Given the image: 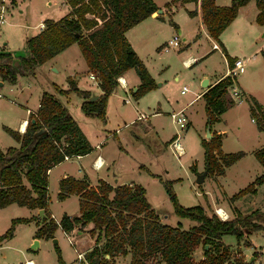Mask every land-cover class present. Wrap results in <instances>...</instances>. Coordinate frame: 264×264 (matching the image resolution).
I'll return each instance as SVG.
<instances>
[{"label": "trees", "instance_id": "16d2710c", "mask_svg": "<svg viewBox=\"0 0 264 264\" xmlns=\"http://www.w3.org/2000/svg\"><path fill=\"white\" fill-rule=\"evenodd\" d=\"M197 0H172L166 3ZM204 23L209 34L219 40L222 30L236 17L240 6L249 0H231L229 5H217L215 0H200ZM258 8L256 22L264 25V0H255ZM71 10L59 19H46L45 28L26 39L22 51L0 49V78L14 84L21 75L34 74L41 65L73 43H77L90 72L98 76L101 94L94 100L89 90L77 87L73 79L70 89L55 85L61 94L71 91L82 97L81 109L85 115L106 119L109 96L119 86L118 77L135 68L141 83L133 92L139 98L156 87V81L127 39L126 32L159 9L154 0H69ZM194 11H189L193 15ZM92 14L95 17H88ZM101 23H99V20ZM175 26L176 23L172 22ZM85 30L86 34H82ZM264 57V51H263ZM230 66L235 59L227 55ZM233 83L226 75L204 93L207 124L211 125L233 102L226 95ZM247 97V96H246ZM249 99L250 113L259 130L264 129V105L253 95ZM19 145L0 147V207L12 203L29 209H44V216L16 217L9 228L0 235V243L11 238L15 226L36 220V237H55L61 227L68 235L73 231L88 230L94 245L85 252L87 264H116L117 255L131 254L130 264H149L158 255L164 264H252L253 260L233 257L221 241L224 234H234L238 241H247L248 235L264 230V211L259 208L248 213L233 207L234 216L221 219L207 204L184 206L177 198L173 179L163 180L164 188L173 204L174 212L181 218L196 223L183 228L181 223H163L150 203L146 189L138 183L112 185L100 179L91 186L86 178L66 176L59 181V198L69 194L80 195V214L61 216L60 225L49 210V170L65 160V156L88 154L93 146L69 109L51 92L43 91L39 106L31 112L24 132L4 126ZM221 135L214 133L202 138L205 170L212 175H222L225 169L243 156V152H224ZM264 169V144L254 151ZM264 182V172L245 188L233 194L236 199ZM203 245L205 256L199 261L192 257L194 249ZM59 262L60 248L56 245ZM255 258V255H253ZM253 258V259H254Z\"/></svg>", "mask_w": 264, "mask_h": 264}, {"label": "rangeland", "instance_id": "374dc122", "mask_svg": "<svg viewBox=\"0 0 264 264\" xmlns=\"http://www.w3.org/2000/svg\"><path fill=\"white\" fill-rule=\"evenodd\" d=\"M49 5L45 4V0H16V3L11 6V14H7L6 21L0 26V43L8 41L6 47L10 51H17L19 46L23 44L24 34L27 37L33 35V32H37L39 28H34L37 22L40 20H46V18H60L67 13V6L64 4V0H49ZM157 2V0H155ZM161 2V0H158ZM92 18L95 15L87 14ZM163 20L169 23L170 16L164 15ZM99 23H101V20ZM157 24V20H155ZM28 25L25 28L24 25ZM82 34H86L83 30ZM183 42V40H182ZM2 48V46H1ZM173 52L171 50L169 53ZM168 54V53H167ZM150 66L155 74L157 71V55L149 60ZM216 67L222 65L221 60L215 58L214 63ZM197 66L192 68H178L179 83L174 89L175 97L180 100L179 92L177 91L181 83H185L189 80L190 75ZM246 72L240 74L243 79H250L254 85L258 83V79L253 80L251 72V65H246ZM48 75V76H47ZM62 74L47 72L39 65L36 67L34 74L21 75L18 82L20 90L9 91V85H0V147L5 149L8 146L18 145V142L4 129V126H9L14 129V125L18 123L20 117L25 115L26 106L35 108L39 101L43 90H49V78L51 77L55 82H63L64 86L71 88V83L68 81H62ZM174 75V74H173ZM170 75L169 78L173 77ZM81 77V83L89 88H94V84L98 83L96 78L90 76L89 73H80L77 78ZM50 78V79H51ZM93 82V86L90 85ZM158 83V82H157ZM257 84V88L259 87ZM120 85V83H119ZM189 86V84H186ZM261 87V85H260ZM55 89V85H54ZM253 95L257 100L258 96L264 99V88L253 89ZM57 93V89H55ZM71 95L67 97L69 100H65L64 97H58L54 95L64 103L67 101L71 107V114L73 117L82 124L83 128L93 138L92 131L102 125H105L103 121L98 117H89L82 113L80 103L82 97L75 91H71ZM52 93V92H51ZM120 95L115 97L114 102H111L112 109L118 104L120 109H130L136 102L133 92L120 91ZM129 96L130 102L123 100L124 96ZM251 94L248 93L247 97ZM98 96V95H97ZM122 97V98H121ZM243 97L246 101L238 103L233 109H226L221 120L215 121L218 127L225 128L226 134L223 135L222 149L225 152H243V156L235 163L226 168L224 175H212L207 173L202 183L198 184L196 179L198 174L205 171L204 162V148L201 144V136L207 137L206 129H201L202 118L201 115L195 114V121L188 127H179L171 117L163 116L164 131L154 138L153 135L147 131L145 125L135 123L130 127L124 129L127 136V143L125 145L128 150V154L114 156L117 165L118 177L121 182H138L145 186L147 190V196L155 211L159 214L160 219H163L164 223L177 225L181 222L183 228H190L196 222L187 218L179 217L173 208V204L164 188L163 180L173 179V188L177 195L179 202L187 207L193 205H203L207 207V200L215 203L216 198H224V203H230L233 206H237L241 211L248 213L254 209L259 208L264 211V186L257 191L256 195L253 192H248L236 199H231L232 195L240 191L241 189L252 183L257 176L264 172L262 165L259 163L254 155V151L261 147L264 143V134L259 133V129L255 122V119L250 113L249 99ZM66 98V97H65ZM10 99H14L11 102ZM238 101V99H237ZM115 104V106H114ZM65 106V105H64ZM196 110V109H194ZM225 110V111H226ZM73 112V113H72ZM82 113V118H86L89 122L81 120V117L77 113ZM226 119V121H225ZM220 122V123H219ZM137 126L142 127L144 133L140 138H136L132 129ZM114 125H106L107 129L113 128ZM16 129V128H15ZM142 131V132H143ZM172 133L178 134V139L185 149V154L177 155L174 148L166 146L163 139L170 136ZM261 135V136H260ZM260 136V137H259ZM111 141L116 143V138H111ZM113 149V146H110ZM80 166V162L77 160H71L63 164L52 167L49 171V193L53 197L58 187V175L63 170H69L75 172L77 167ZM150 170V171H149ZM150 172L157 174L152 175ZM257 187V186H256ZM226 194V196H225ZM243 197V198H242ZM73 199V198H71ZM68 212H73L74 208H78V202L73 200H67L65 203ZM60 204L56 205V210L61 213ZM212 208V207H211ZM215 211V208H212ZM60 210V211H59ZM76 210V209H75ZM27 208L18 204H10L6 207H0V234L5 232L13 217L22 216L27 214ZM264 224V222H263ZM34 224L21 225L14 235L11 241H3L0 244V264H13L23 263L26 258H33L37 260L36 264H76L77 254L75 248L79 250L88 249L93 244V238L89 234L88 229L92 227V223H88L82 230L81 234L73 231L72 234L66 235L61 230L58 231L57 236L46 239L42 237L41 245L33 249L30 243ZM57 239L55 243L53 240ZM73 241L74 245L70 243ZM223 240L227 244V247L233 257L241 258L242 260H249L252 255H255L252 264H264V230H260L248 235V241L241 239L238 241L234 234H224ZM10 244V246H9ZM56 245L60 248V252L65 259V263L59 262L58 254L56 251ZM239 252H242L239 256ZM205 256L203 245L195 247L192 257L195 261H199ZM123 261L130 264L131 255H122L118 258L115 257V263L121 264ZM149 264H162L160 257L154 255L148 260ZM224 264H230L225 262Z\"/></svg>", "mask_w": 264, "mask_h": 264}, {"label": "crops", "instance_id": "0c3cea01", "mask_svg": "<svg viewBox=\"0 0 264 264\" xmlns=\"http://www.w3.org/2000/svg\"><path fill=\"white\" fill-rule=\"evenodd\" d=\"M170 1L172 0H161V2H159L158 0L156 2L154 0L157 6L161 8L163 11L161 13H158L157 15L151 14L150 16H148L147 18H145L135 26L131 27L126 32L127 39L129 40L132 47L135 49L139 57L146 65L152 77L155 79L156 87L149 90L139 98H135L136 102L132 105L130 109H120L118 104L116 106L114 104L115 108L112 109L111 102L112 101L114 102L115 97L120 95L119 94L120 91H124L126 93L135 91L134 89L135 88L137 89L138 85L141 83L140 77L137 74L135 68H130L121 75L122 79L125 80L126 87L119 85L117 89L114 90L112 94L109 96L107 102L106 119L102 120L105 125H102L99 128L97 127L95 131H92L93 138L89 137V135L87 134V132L85 131L79 120L78 119L76 120L80 125V127L82 128V130L84 131V133L86 134L90 143L92 144L93 150L88 154L77 157H70L69 159L63 160L57 164L60 165L71 160H77L78 162H80V166H78L76 169V171H78V174L75 172H71L69 170H63L58 175V187L55 191V196L53 197L52 195H50V200H49V210L57 219H60L61 216L64 214H67L69 216H75L80 214L81 199L79 194L76 193L69 194L65 198L58 197V193L60 191L59 181L63 177L71 175L76 178H86L91 186H96L98 180L100 179H103L112 185L138 183L134 181L121 182L118 177L119 173L117 171V165L114 156L116 155L119 157L121 153L122 155L125 153L126 154L129 153L125 147L127 143V136L125 133H123L125 128L130 127L135 123H139L140 125H145V127H147V131L149 132H145L143 131L142 127L137 126L135 129H132L133 130L132 133H134V136L136 138L139 139L142 133L144 132L145 134L150 133L151 135L154 136V138H157V135L160 136V134L165 129L162 122L163 116H169L171 115L172 112L182 110L187 117V124L186 127L184 128H188L195 121L194 115L199 113L202 118L201 129L204 130L206 129L208 124H207V113H206V106H205V100L203 98V93L210 86L216 83L219 79L223 78L226 75H231L233 78V83L229 86L228 93L226 95L227 99L231 100L233 103L229 104L227 106V109H233L236 106H238V103L245 102L246 100L243 97H246L248 93L250 94V91L251 94L253 95L254 92L253 89L256 88L258 90V88L260 89L261 87L264 88V57L262 54L264 51V25H260L256 22L258 8L256 6L255 0H249L246 4L239 7L236 17L220 33L219 40L214 39L207 30L206 24L204 23L202 17L200 0L184 2V3L181 1H177L172 3L169 7H166L165 6L166 3ZM15 3L16 0H9L7 14H11V6ZM44 3L49 5L50 1L45 0ZM215 3L220 6L229 5L231 3V0H215ZM64 4L67 6V13H69L72 8L69 3V0H64ZM189 11H194L195 13L193 15H190ZM165 14H168L170 16L169 23H165L167 21L162 19L164 18ZM46 19H57V18H46ZM155 20H157V24ZM172 22H175L176 26ZM40 23L45 24V21L40 20L32 27L39 28ZM24 26L25 28H27L28 25L26 24ZM40 31L41 29L39 28L37 32H33V35L37 34ZM175 34H178L180 36L181 39L180 45L178 47L171 48L167 51L164 50L166 42L170 38H172ZM24 35L25 36L22 38L23 44L22 46L18 47L17 51H22L24 49L25 41L28 38L26 36L27 34ZM7 43L8 41L3 42V44L0 43V49L3 48L5 50H8V48H6L9 47L6 46ZM214 43L218 45L217 48L214 47ZM171 50H173V52L169 53ZM156 55H157V71H156L157 74L153 72L149 62V60L150 59L152 60V57L153 56L155 57ZM227 55L233 57L234 59L241 58L242 61L245 63V67L246 65H251L250 74L252 75L253 80L258 79V83H260L258 88H257L258 83L254 85L255 82H253L252 85L250 80L251 78L250 79L241 78L240 74H244L246 72V68L243 72L236 73L233 76L234 65L232 67L230 66ZM215 58L221 60L222 65L220 66V68L216 67L213 64ZM39 66L45 69L48 73L49 72H51L52 74L61 73L62 81L64 82H67L68 78H70L75 81L78 88L83 90H89L94 95L101 94V89L99 88L98 83L94 84V87L96 89L89 88L81 83L82 80L81 77L77 78V76L80 73H89V69L81 53L80 47L77 43L71 44L70 46H68L67 48L56 54L54 57H52L51 59H49L48 61H46L45 63ZM194 66H197V68L190 75H188L189 80L185 83H181L180 86L178 87L177 91L179 92V95L181 97L180 100H177V97H175L174 94V89L176 88V85L179 83V76L177 69L180 67L192 68ZM170 75H173V77L169 78ZM20 78L21 76L18 77L17 82L14 84L3 81L0 78V82H1L0 85H5L6 83H8L9 91L19 92L18 90L20 89L18 87V82ZM50 78H49V85L51 92L58 97H64L65 100H69L70 98L68 99L67 97H69L72 92H69L67 94L57 93L54 89V85H58L62 89H69V87L64 86L63 82L60 83L55 82L52 80V78L51 79ZM204 79H207L208 81L207 86L203 85ZM186 84H189V86ZM90 85L93 86V82H90ZM184 86H187L188 90L182 93V89ZM43 91H47V90L44 89ZM125 98H128L129 101H125L124 100ZM258 98H259L258 101L264 105V99H261L259 96ZM40 99L41 96L39 97V101ZM123 100L125 102H130L131 99L127 95L123 97ZM10 101L14 102V99H10ZM39 103L35 108H30L26 106L25 115H22L20 117L18 123L14 125V129L16 128V130H19L20 132H24L27 126L30 113L35 112L37 110ZM64 105L69 109L71 113V107L69 106V103H67L66 101ZM80 107H81V103H80ZM226 112L227 110L224 111L219 116L218 120H221L224 114H226ZM82 113L84 112L82 111ZM82 113L79 112L77 114L79 117H81V120L88 123L89 121L86 118H82L81 115ZM141 113L146 114L147 116L144 118H138V116ZM215 123L214 124L212 123L210 125L211 133L212 134L217 133L221 135V140H222L221 147H222L223 135L226 134L225 132L226 129L222 127H218L217 125H215ZM106 125H114V127L109 130L107 129L108 132H106V128H105ZM259 133L261 135L264 134V129L259 130ZM175 137H177V133H172L170 136L163 139L162 142H165L166 146L171 147V141ZM111 138H116L117 140L116 143H114V141H111L113 143H110V141L108 140H110ZM202 138L209 139L207 137L201 136V144H202ZM110 146H113V149H111ZM183 154H185V149ZM96 159H98L97 160L98 162L94 164V160ZM150 173L154 176H157V174L155 173L152 172ZM263 186H264V182L256 187L257 191H259ZM257 191L254 192L255 195ZM223 199L224 198H216L215 203L207 200V204H209L210 207L212 208L222 207L228 213L229 218H232L234 216L233 207H237V206H233L230 203H224ZM67 200H73V202L77 201L78 208L75 207L73 212L71 211L68 212L67 210H65L67 209V206L65 204ZM12 204H16V203H12ZM57 204H60L59 206L62 207L60 208V210H63L61 213H59L56 210ZM26 208L28 210L26 215L16 216V217H31L34 214H38L39 211L38 209H29L28 207ZM160 220L163 222L162 218ZM30 223L35 225L32 231L30 243H34L35 239H37L38 245L35 248H33L36 249L41 245L42 242V237H36V231L38 229V224L36 220L18 223L15 226L12 237L16 235V231L21 225L30 224ZM59 230H61L62 233H65L63 229L59 227L55 231V236H57ZM77 232L81 234L82 230H79ZM12 237L6 240L11 241V239H13ZM221 241L227 246V244L223 240V236L221 237ZM247 241L250 244V241L248 239ZM2 242L0 244H2ZM93 245H94V238H93V244L91 245L90 248L84 250H79L78 248L76 249L78 251H83L85 253L87 250L91 249ZM241 253L242 252H239L238 254L240 255ZM119 256L122 255H117L116 258H118ZM61 258H62V263H65V259L63 258L62 253H61ZM27 260H32L33 264L37 263V260H34L32 257L26 258L23 263H25ZM13 264H20V263H13ZM83 264H87V263H83ZM121 264H128V263L123 261Z\"/></svg>", "mask_w": 264, "mask_h": 264}, {"label": "built area", "instance_id": "2783aa9c", "mask_svg": "<svg viewBox=\"0 0 264 264\" xmlns=\"http://www.w3.org/2000/svg\"><path fill=\"white\" fill-rule=\"evenodd\" d=\"M8 3L9 0H0V25L3 24L6 21V16H7V12H8ZM92 15V14H91ZM40 29L45 28V24L44 23H40L39 25ZM181 39L180 36L178 34H175L172 38H170L164 47V50H169L171 48L174 47H178L180 45ZM214 47L217 48L218 45L216 43H214ZM245 70V63L242 61L241 58H237L234 61V70H233V76L236 73H241ZM90 76L93 78H96V81H98V76L94 73V72H90ZM118 82L120 83V85H122L123 87H126V83L125 80L122 79L121 76H119L118 78ZM186 90H188L187 86H184L182 89V93L185 92ZM1 95V94H0ZM125 101H129L128 98L124 99ZM146 114L141 113L138 118H144L146 117ZM171 117L173 119V121L175 123H177L179 125V127H186L187 124V117L184 114V112L182 110L176 111V112H172L171 113ZM171 147L174 148V151L177 153V155H182L184 153V149L181 146L179 139H178V134L177 137H175L172 141H171ZM69 159L68 156H65V160ZM98 159L94 160V164H96L98 161ZM50 171V170H49ZM221 219H228L229 215L228 213L222 208V207H216L215 211H214ZM51 217L60 225V220L57 219L52 213H51ZM66 235H68L67 233H65ZM70 243L72 245H74L73 241L70 240ZM76 254H77V264H83V263H87V260L85 259V253L83 251H78L76 248ZM236 256H239L236 255ZM26 264H33L32 260H27L25 262Z\"/></svg>", "mask_w": 264, "mask_h": 264}, {"label": "water", "instance_id": "95a60500", "mask_svg": "<svg viewBox=\"0 0 264 264\" xmlns=\"http://www.w3.org/2000/svg\"><path fill=\"white\" fill-rule=\"evenodd\" d=\"M162 11L163 10L161 8H159L156 11H154L152 13V15H157L158 13H161ZM0 84H1V82H0ZM203 85L204 86H207L208 85L207 79H204ZM134 90H136V88ZM95 98H97V95L92 96L91 97V100H94ZM206 136H207V138H211L213 136V134L211 133V128H210V125L209 124L207 125V135ZM206 174H207V170H205L202 173L198 174V177L196 179V182L198 184L202 183ZM38 214L41 216V218H43V216H44V209H39ZM53 241L56 243L57 242V239L55 238ZM37 245H38V241H37V239H35L34 243L32 244V248H35ZM253 258L254 257L252 256L250 258V261H252Z\"/></svg>", "mask_w": 264, "mask_h": 264}]
</instances>
